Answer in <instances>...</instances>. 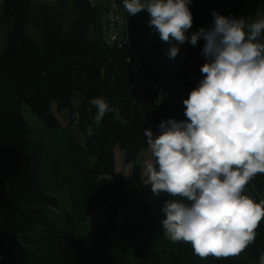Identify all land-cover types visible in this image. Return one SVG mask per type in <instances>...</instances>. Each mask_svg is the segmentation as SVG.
I'll use <instances>...</instances> for the list:
<instances>
[{
    "label": "trees",
    "instance_id": "1",
    "mask_svg": "<svg viewBox=\"0 0 264 264\" xmlns=\"http://www.w3.org/2000/svg\"><path fill=\"white\" fill-rule=\"evenodd\" d=\"M98 2H1L6 32L0 46V264H258L264 219L254 242L237 256L201 258L189 243L172 242L163 232L161 208L179 197L154 196L138 161L147 149L146 129L158 134L162 119H186L182 101L203 78L204 41L188 44L175 76L156 78L134 49L126 11L122 42H104L105 9ZM196 2L189 5V36L212 27V11L248 20L252 6L251 0ZM94 98L118 109L123 122L107 113L96 124ZM23 104L45 128L69 132L75 126L83 137L82 145L68 142V175L58 161L50 166L55 186L69 190L71 212L57 220L48 215L57 199L41 185L43 141L33 138ZM54 109L66 113L65 128ZM116 148L131 165L127 178L115 173ZM244 194L264 201V174L253 177Z\"/></svg>",
    "mask_w": 264,
    "mask_h": 264
},
{
    "label": "clouds",
    "instance_id": "2",
    "mask_svg": "<svg viewBox=\"0 0 264 264\" xmlns=\"http://www.w3.org/2000/svg\"><path fill=\"white\" fill-rule=\"evenodd\" d=\"M193 0H123L128 16L146 10L148 26L169 45L204 41L202 79L182 101L185 120H161L158 134L144 131L153 162L147 180L164 201L161 221L172 242L189 243L205 258L237 256L252 244L264 219V201L244 194L257 174H264V17L249 23L212 11V27L186 35L193 25ZM94 122L119 110L102 98L90 101ZM93 135V130H87ZM258 264H264V253Z\"/></svg>",
    "mask_w": 264,
    "mask_h": 264
},
{
    "label": "rangeland",
    "instance_id": "3",
    "mask_svg": "<svg viewBox=\"0 0 264 264\" xmlns=\"http://www.w3.org/2000/svg\"><path fill=\"white\" fill-rule=\"evenodd\" d=\"M31 1L34 4H52L56 2V0ZM1 2L2 0H0V5ZM250 6V17L248 18L249 22H253L256 19L264 17V0H251ZM136 27V49L152 71L153 75L159 79L175 76L180 70L184 51L186 50L188 43L178 45L180 49L178 56L175 58V60H169L165 55L169 45L161 41L159 35L155 33L154 29H151L149 26L145 25L144 20H139V22L136 23ZM5 32L6 29H4L0 22V46L2 39L5 36ZM53 112L55 113L61 127L65 128L67 125L66 113H57L55 112V109ZM21 115L25 122L29 125L33 138L35 139V135L42 138L44 153L40 169L41 185L44 192L48 196L55 197L57 199L55 210H51L52 213H48L50 217H52L54 220H57L58 215H60L61 212L67 214L71 212L68 196L69 190L63 186H55L51 175L50 166L54 161H58L61 165V172L68 175L70 173L71 164V154L69 151L68 142L70 138H72L76 144L82 145L83 137L80 136L75 126H70L71 130L69 132L68 130L65 131L64 129L53 130L45 128L24 104L21 106ZM113 155L116 175L127 178L130 173L131 165L125 164L123 154L117 148L113 150ZM138 161L141 165L144 182L148 183L147 167L149 163H152V157L147 149L139 155ZM97 222L98 221H95V223ZM91 224L93 225V222H91L90 225Z\"/></svg>",
    "mask_w": 264,
    "mask_h": 264
},
{
    "label": "built area",
    "instance_id": "4",
    "mask_svg": "<svg viewBox=\"0 0 264 264\" xmlns=\"http://www.w3.org/2000/svg\"><path fill=\"white\" fill-rule=\"evenodd\" d=\"M90 6L96 7L98 1L104 6V42L108 45L122 42L126 28L123 0H85Z\"/></svg>",
    "mask_w": 264,
    "mask_h": 264
},
{
    "label": "crops",
    "instance_id": "5",
    "mask_svg": "<svg viewBox=\"0 0 264 264\" xmlns=\"http://www.w3.org/2000/svg\"><path fill=\"white\" fill-rule=\"evenodd\" d=\"M195 1H196V0H193V2H192L191 4H196L197 2H195ZM142 2L147 3V0H142ZM149 18H150V17H149V14L147 13L146 10L141 11L140 14H136V15L132 16V18H131V19H132L133 36H134V49H135L136 53H137L140 57H141V55L139 54V52L137 51L136 46H135V40H136V38H135V31H136V29H137V27H136V23H138L139 20H144V21H145V25L148 26Z\"/></svg>",
    "mask_w": 264,
    "mask_h": 264
}]
</instances>
